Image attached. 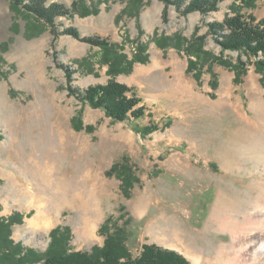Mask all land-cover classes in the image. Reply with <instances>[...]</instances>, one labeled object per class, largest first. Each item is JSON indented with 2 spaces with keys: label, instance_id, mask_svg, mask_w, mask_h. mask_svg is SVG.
<instances>
[{
  "label": "rangeland",
  "instance_id": "1",
  "mask_svg": "<svg viewBox=\"0 0 264 264\" xmlns=\"http://www.w3.org/2000/svg\"><path fill=\"white\" fill-rule=\"evenodd\" d=\"M46 1L66 4L72 15L52 25L0 0V217L9 225L0 233L7 252L42 264L58 225L70 228L71 250L89 251L104 245L100 227L108 217L119 226L131 220L133 256L142 242L177 245L209 264H219L221 248L241 251L232 227L216 220L241 223L264 210L257 207L264 158L256 151L264 149V71L261 52L225 48L223 39L233 8L260 21L254 10L264 11V0H222L205 13L162 0ZM90 36L120 47L124 71L109 73L112 51ZM192 41L209 53L205 60L190 55ZM137 54L145 61L132 62ZM113 76L149 108L144 117L115 120L80 96ZM134 124L160 129L145 133ZM128 171L131 178L119 177ZM141 210L145 219H135ZM45 218L54 222L48 230ZM246 238L237 264L252 257L264 264V250L257 252L264 232ZM30 249L37 254L27 255Z\"/></svg>",
  "mask_w": 264,
  "mask_h": 264
},
{
  "label": "trees",
  "instance_id": "2",
  "mask_svg": "<svg viewBox=\"0 0 264 264\" xmlns=\"http://www.w3.org/2000/svg\"><path fill=\"white\" fill-rule=\"evenodd\" d=\"M142 1V0H141ZM166 4H174L178 8L184 6L185 13L191 11L209 12L216 10L218 4L222 0H162ZM14 7L18 10H23L25 14L35 15L39 19H43L48 24L54 25L57 16L72 15V10L62 2L47 3L46 0H11ZM252 5L251 3H246ZM235 14L227 17L225 21L229 32L224 36L223 46L230 49L245 50L249 55L262 54V58L258 60V68L264 71V19L256 21L253 15L248 16V21L240 13L238 8H233ZM87 13V12H84ZM222 26V25H221ZM225 27V26H224ZM65 31L78 36V31L74 28H68ZM91 43L100 45L105 50L112 51L113 55L110 57L108 63L110 65L109 73L117 75L121 72L122 64L125 61V55L118 52L120 47L112 44L105 38L100 36L87 37ZM196 41L198 40L195 39ZM115 46V47H113ZM188 50L190 55H196L198 58L205 60L209 53L192 41ZM119 53V54H118ZM120 55V56H118ZM119 61V65L112 63L113 59ZM114 61V60H113ZM134 61H145L139 54L135 55ZM198 62H191V65H197ZM226 63V61H224ZM124 71V70H123ZM113 76L106 84L91 85L84 90L80 96L88 100L95 107L103 109L109 116L119 121H134L144 117L147 114V108L141 105L142 99L136 95L133 88L127 84L117 81ZM136 131L145 133L160 129L158 125L151 124V126L138 127L137 124L132 125ZM117 168L113 167L112 170ZM123 173L120 175L127 177L131 174ZM124 177V194L126 197L131 196V186L129 179ZM138 180V179H137ZM9 224L15 221V216H11ZM131 222L130 219L125 221L123 226H119L115 221L111 224V217L101 225L100 232L105 234L106 239L103 246L95 245L91 250H71L69 248L68 240L70 235V228L68 226L58 225L50 232L51 242L48 249L42 253V264H194L190 262L183 254L176 250L168 249L156 244H143L139 255L133 256L128 245L129 233L126 225ZM7 223V222H6ZM4 223L3 217H0V226ZM8 225L5 224V226ZM2 227V226H1ZM9 227V225L7 226ZM3 228V227H2ZM2 234L0 233V264H27L18 261L13 255L14 251L10 253L7 245L2 242ZM21 252V250H18ZM15 253V252H14ZM34 255V250H28L27 255ZM26 255V256H27ZM25 256L24 259H27ZM32 264V263H28Z\"/></svg>",
  "mask_w": 264,
  "mask_h": 264
},
{
  "label": "bare ground",
  "instance_id": "3",
  "mask_svg": "<svg viewBox=\"0 0 264 264\" xmlns=\"http://www.w3.org/2000/svg\"><path fill=\"white\" fill-rule=\"evenodd\" d=\"M60 135H61V133H60ZM260 139V138H259ZM262 148V147H261ZM255 151V150H254ZM256 151H258V154H260L261 155V157H263L264 158V149H261V150H256ZM255 153V152H254ZM35 189V188H34ZM33 189V190H34ZM30 190V189H29ZM29 190H27V192L29 191ZM33 190H30V191H33ZM36 191V190H35ZM32 196H34L32 193H31V195H30V197H32ZM259 196V195H258ZM222 199V198H221ZM220 199V200H221ZM60 200H62V199H60ZM64 200V199H63ZM224 200V199H223ZM57 201V200H56ZM60 202V201H59ZM59 202L57 201L56 203H55V205H57V204H59ZM62 203H64V202H62ZM68 203V202H67ZM257 204H258V208H264V193H263V195H261L260 197H259V199H258V202H257ZM218 206H219V204H218ZM256 206V205H255ZM261 211V212H260ZM244 221L243 222H233L231 225H229L230 224V222H229V220H228V218H221V226L224 228H226L227 226H231L232 227V230L235 232V234H233V235H235L234 237V243H233V245H236L235 243H238V242H240V243H242L243 245H242V250L241 251H239V250H235L234 248H232V247H230V248H227V247H224V248H221L220 250H219V252L217 253L218 254V256L216 257V259H214L215 260V262H217V263H219V264H237L238 263V261H240V260H238V256L239 257H241V256H243L244 255V253H245V246L244 245H246V237H248V235L251 233V234H253V235H258V234H260V232H264V220H262L261 219V217H264V210L262 211V210H259V209H257V211H254V212H252L251 214H248L247 216H245L244 215ZM220 218V217H219ZM42 220V217H41V212H38V214L36 215V217L32 220V222L35 224V223H38V220ZM47 218H45V221H43V223L41 224V227L42 228H44V229H47L48 230V228H49V226L51 225V224H53L54 222L50 219V220H46ZM230 227V228H231ZM232 231V232H233ZM239 232V231H241V232H243V235H241V236H238L237 234H236V232ZM237 232V233H238ZM244 240H246L245 241V243H244ZM258 250H260V251H263L264 250V240H263V242H261L258 246H257V252H258ZM216 254V255H217ZM252 255V254H251ZM259 255V254H258ZM214 257V258H215ZM254 257H257V256H255L254 255ZM260 257H258V259L256 260V258H251L252 260H250L251 262L249 263V264H262L261 263V260L259 259Z\"/></svg>",
  "mask_w": 264,
  "mask_h": 264
},
{
  "label": "crops",
  "instance_id": "4",
  "mask_svg": "<svg viewBox=\"0 0 264 264\" xmlns=\"http://www.w3.org/2000/svg\"><path fill=\"white\" fill-rule=\"evenodd\" d=\"M262 9H259V8H256L255 10H254V13L260 18V17H263L264 16V11H263V13H262ZM120 82H122L121 80H120ZM142 104H144V100H143V102H142ZM149 110V108L147 107V111ZM146 213L147 212H144L143 210H141L140 211V213L139 214H136V215H133L134 217H135V219H140V220H142V219H145V215H146ZM221 218L222 217H220V218H218V220H216V223H218V225L219 226H221ZM148 221V220H147ZM146 221V222H147ZM222 227V226H221ZM223 228V227H222ZM233 231V230H232ZM233 234H235V232L233 231ZM144 243L142 242V244L141 245H143ZM142 247V246H141ZM167 248H170V249H174V250H176V251H178V252H180V253H182L183 255H185V257L188 259V260H190V262H192V263H194V264H202V262H203V259H202V257L201 256H197V255H191V253L190 252H188L185 248H183L182 247V249H181V247L180 246H177V245H171V246H167ZM183 250V251H182ZM192 257L194 258V260H192ZM205 261V260H204ZM203 264H209L208 262H203Z\"/></svg>",
  "mask_w": 264,
  "mask_h": 264
}]
</instances>
